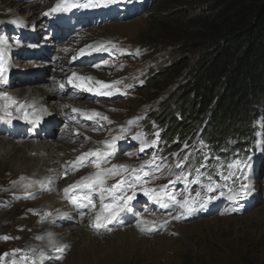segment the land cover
<instances>
[{
	"label": "rangeland",
	"instance_id": "rangeland-1",
	"mask_svg": "<svg viewBox=\"0 0 264 264\" xmlns=\"http://www.w3.org/2000/svg\"><path fill=\"white\" fill-rule=\"evenodd\" d=\"M143 1L133 0L128 5L141 6ZM59 2L60 0H41L39 2L36 0H0V49L3 56H9L11 67L17 73H14L8 80L11 88H18L27 95L35 94L33 89L38 86H50L54 91L56 78L53 74L59 71L63 75L70 74V67H73V62L78 60L73 61V56L77 51L85 49L88 45L99 46L101 44L108 49L92 53L89 62L82 66L78 64L76 68H81L80 73L84 76L89 74L94 78L93 83L87 84L94 90L100 88V85L95 83L97 80L113 85L110 89L112 95L94 94L91 96L86 90L77 88H71L68 92L64 88L62 91L59 90L58 94L49 93L53 94L56 101L61 102L72 101L74 99L72 97L79 93L80 97H83L80 98L83 107L95 110L107 117L111 123L101 120L99 117L96 120H88L85 119L86 116L79 115L77 121L73 123L75 127L84 125L83 120H88L90 123H87L89 124L87 127L81 126L82 131L85 129L87 138H82L78 146L75 142L76 137L71 141H63L60 136L61 130L58 128L63 123L60 117L61 111L43 110L42 116L54 115L51 116L54 120L51 126L53 132L49 134L51 140L55 143L58 141V145L62 144L72 148L58 154L59 156L56 155V157L65 162L89 151L96 149L103 151L105 150L103 141H111L113 137L121 135L123 138L118 141V153L103 167L123 164L129 168H138L144 161L149 160L153 153L167 158L164 161H157V163L171 166L177 162L173 154L184 149L180 160H184L185 155L189 156L186 167L182 170L173 168L172 172H191V178L200 179L201 183L206 185L208 175L216 170H222L223 173L219 179L216 182L213 181L215 191L211 194L219 196L220 200L222 198L223 205L219 209L215 207L216 205L200 209L181 220L171 218L180 211L178 206L170 205L172 208L169 207L164 211H159L161 208L159 205L156 206V211L143 209L139 205H147L150 202L149 198L143 194L144 187L160 190L161 185H167L170 179H176V176L165 168L163 174L154 173V175L160 176V179L146 178L149 179V182L135 189L136 197L131 202L133 220L131 223L123 225L118 218L116 223L121 225L113 227L108 224L109 227L99 228L97 232H94L93 228L89 226L92 224V218H85V215L88 214V210L94 211L99 208L98 196H93V201L97 206L87 208L86 213L81 215V219H78V224L77 221L61 224L59 220H53L47 214L49 207L53 204L50 205L45 200H48L47 197L53 194L61 197L57 191L63 192V189L68 185L99 171L95 165L82 167L69 176H65L63 173L64 177L62 175V178L54 183L56 191L51 188L49 183L35 182L32 170L25 173L10 172L15 169L14 164L7 162L9 161L7 156L3 154L4 152H0V237L10 238L0 239V254H8L5 261L0 264L263 263L264 102L261 101L258 104V110L262 117L253 124L255 130L250 136L251 139L248 137L242 141L247 145L245 147L250 168L238 174L239 181L234 184L230 183L231 180L226 182L223 179V176L228 174L227 165L234 160L230 159L233 157L232 151L225 162L223 158L214 157V148L209 143L202 141L200 137L201 130L196 135L182 138L173 135L169 139L168 136H165L167 138L165 139L163 138L165 127L160 126L157 120L159 116L165 114L168 106L174 105V102L169 100V96L188 73L198 54L196 47L200 44L199 40L188 35L180 26H173L168 23V20L164 21L159 17L170 15L176 17L178 21H183L185 16L200 8L199 0H152L145 11L143 10L135 16L126 14L121 17L115 14H110L108 17L104 15L89 17V15L97 10L108 13L111 9H116L119 6L118 2L120 5L124 3V0H113V3L102 7L74 8L73 12H80V15H88V17L80 18L74 35L70 39L62 41L63 48H60V44L50 34L51 26L49 23H45L44 19V13L49 12ZM72 2L87 3L88 0H72ZM101 2L103 3V0ZM160 10H164V12L161 13ZM34 13L37 16L35 19ZM49 13L45 18L54 14ZM13 21L18 23H13ZM31 41L35 42V48L32 50L36 52L38 49L40 54L29 52L31 49L28 47L32 46ZM5 42L7 48L4 47ZM113 44L116 46L115 48L112 47ZM13 50H16L14 54H12ZM89 50L92 51L90 48ZM59 59L63 63L60 65L62 67L65 65L66 68H69H67L68 70L53 67L55 63L60 62ZM97 64L100 65L99 68L93 66ZM170 67H174L170 74L175 75L170 76L171 78L168 80L163 74ZM29 70L34 72L31 74ZM117 81H119L118 84L115 83ZM5 92L13 99L7 100L0 97V102L4 100L5 106L6 104L7 106L14 105L13 101L18 103L22 99L18 94L8 93V90L0 85V93ZM58 95L61 98H58ZM43 96V99L48 102V106H51L53 98L46 94ZM73 102L76 103V101ZM64 107L68 106L64 105ZM7 112L11 113L10 117L5 115ZM24 114L25 110H21L19 115L11 110H0V117L11 119L10 124L12 125L18 120L22 123L29 121L27 117H30V112L26 117ZM138 117L141 119H137ZM130 120H133L134 124L129 125L127 122ZM75 127L73 130L77 129ZM21 128H23L21 131L24 134L27 127ZM157 131L160 133L157 146L148 148L141 153L139 141L133 140L132 137L142 133L144 138L150 142L155 138L154 133ZM69 132L71 133L70 130ZM30 133V131L25 133V136H29L28 138L23 136L19 138L17 135L13 141L16 143L24 140L30 141ZM1 137L4 136L0 131ZM38 141L46 142L43 138ZM236 141L230 140L227 144H223L234 146L235 155L241 152L235 147ZM185 144L188 145L186 149L184 148ZM226 150L224 148L222 151ZM128 153L132 155L129 156ZM205 153H210V159H205ZM33 155L36 156V154ZM201 165L204 167L201 168ZM221 165L224 167L221 168ZM197 168H201V176L197 175L195 171ZM22 170L24 169L20 171ZM147 170L151 171V169ZM244 173L251 176L248 183L252 185V189L243 199L234 201L230 199L229 188L238 190L240 183L244 181ZM116 179H109L107 184L116 183ZM166 191L175 193L177 200L181 201L185 197L195 198L197 191L204 194L198 184L189 183L185 190L184 182L169 185ZM30 193L34 198H25ZM127 195H132V191H128ZM219 202L217 201V203ZM65 205H68L69 209L77 210L71 204L65 203ZM210 208L212 212L202 216ZM141 216L154 217L156 224L145 227V231H141V228L137 230L136 225ZM166 221L167 223H165ZM161 225L163 226L161 227ZM71 226L76 229L69 236V243L63 242L57 246H46L50 239L59 237V232L67 234L66 229ZM153 228L154 230H148ZM137 231L142 235L137 234ZM57 248L63 250L57 252Z\"/></svg>",
	"mask_w": 264,
	"mask_h": 264
},
{
	"label": "trees",
	"instance_id": "trees-1",
	"mask_svg": "<svg viewBox=\"0 0 264 264\" xmlns=\"http://www.w3.org/2000/svg\"><path fill=\"white\" fill-rule=\"evenodd\" d=\"M199 2L200 8L183 21L159 17L180 26L200 44L188 73L169 96L174 105L157 120L165 127V139L201 130V139L215 153L224 155L220 152L224 148L236 151L223 144L237 140L235 147L247 156L242 141L253 134V124L262 117L258 104L264 102V0ZM173 69L167 68L163 76L170 79Z\"/></svg>",
	"mask_w": 264,
	"mask_h": 264
},
{
	"label": "snow or ice",
	"instance_id": "snow-or-ice-1",
	"mask_svg": "<svg viewBox=\"0 0 264 264\" xmlns=\"http://www.w3.org/2000/svg\"><path fill=\"white\" fill-rule=\"evenodd\" d=\"M113 3V0H88L87 3H78L72 2V0H60V2L53 7L50 12H67L73 8H95V7H102L108 6L109 4ZM49 12L44 13V15H49ZM13 23H18L17 21H13ZM113 48L116 46L113 44ZM86 48H91V52H87L85 49H81L78 53L79 56L91 55L93 52H101L107 51L108 49L105 48L102 44L99 46L88 45ZM74 57L73 59H76ZM94 67L99 68L100 65H93ZM4 66L2 58H0V83H4ZM75 78V79H74ZM91 77L85 78L78 76L77 73H73L72 76L68 78V83L73 87L80 90H86L90 93L98 94V95H112L113 93L110 91L113 85H109L102 81H95L96 84L100 85L99 89H93L89 87L86 80H91ZM119 83V81L115 82ZM65 87L64 84L60 85L61 90ZM107 89V90H105ZM0 97L6 98L7 100H12V97L8 96V94L0 93ZM15 103V101H13ZM7 107V105L5 106ZM19 110V109H18ZM43 111V110H41ZM73 112H80L79 109H73ZM6 116L10 117L11 113L7 112ZM28 114L25 113V116ZM82 115L86 116L88 120H96L99 117L101 120L108 121V118L102 116L99 113L92 112L90 115L82 113ZM137 119H141L138 117ZM40 118L36 120H29V123H39ZM0 122L4 123H11V119H5V117H0ZM111 123V121H108ZM129 125L134 124L133 120L127 122ZM155 138L152 139L150 142L144 138L142 133H138L137 135L133 136L132 139L139 141L140 148L139 151L143 153L148 148H155L159 143V136L160 133L157 131L154 133ZM123 136H116L113 137L111 141L105 140L102 143L105 146V150L96 149L94 151H89L87 153H83L80 157H77L76 162H70L72 167L66 168L64 175L67 176L69 172L78 171L82 167H87L89 165H95L99 171L89 176L82 177L79 181L68 185L63 189L64 197L68 200L77 210L84 209V208H95L97 205L93 201V196L96 195L99 198V208L100 210L95 214V221L94 227L99 228H106L108 224H111L118 220L120 215L123 212L129 211L132 207L131 202L136 197L135 189L142 184H147L150 178L152 180L160 179V176L154 175L155 172H160L163 174L164 169L167 168L169 172L176 176L175 180H169L167 185H161L160 190L151 189L144 187L143 194L149 198L150 202L158 204L160 207L164 209H168L170 205L178 206L180 211L171 217L175 220L184 219L187 216L194 214L199 209L206 207L207 204L211 203L215 196H209L208 193H214L215 188L213 186V177L208 175L206 177L208 183L202 184L200 179H193L191 172H172V169H184L187 165L189 160V156L185 155L184 160H180V155L183 154L184 149L181 150L179 153H174L173 156L176 158V163L174 165H166L162 163H157V161H164L167 158L162 156H157L155 153L152 154L151 158L147 161H144L138 168H129L127 165H111V167H103L110 162V160L118 153V141L122 139ZM203 143V142H201ZM188 147L185 144L184 148ZM127 155L131 156V153ZM205 159H210V153H205ZM94 158V159H90ZM204 167V165H201ZM221 168L224 166L221 165ZM250 168V162L242 161V160H233L231 163L227 165L228 174L223 176V179L227 182L228 180H232L233 183H237L239 181V177H235L234 170H241L243 172L244 169ZM151 169V171L147 170ZM198 176H201V168L195 169ZM217 175H222V173L217 170ZM119 177V179H116ZM109 179H116V183L111 185L107 184ZM251 180V176L247 173H244V181L240 183V188L238 190H234L229 188V192L231 193L230 199L232 200H240L243 199L252 189V185L248 183ZM180 182H184V188L187 190L188 184H198L201 186L203 190V196L200 191L196 192L195 198L185 197L182 201L177 200L176 194L172 192H167V188L169 185L177 184ZM132 191V195H127L128 191ZM25 198H34L33 194H28ZM83 215V213H80ZM171 215V213H169ZM167 223V221L165 222ZM163 225H161L162 227ZM110 231V229H108ZM141 231H145L143 227L140 229ZM148 230H154L148 229ZM0 239H10L9 237H0ZM62 248H57L56 251H62ZM7 253L0 254V262L5 261L7 257Z\"/></svg>",
	"mask_w": 264,
	"mask_h": 264
},
{
	"label": "bare ground",
	"instance_id": "bare-ground-1",
	"mask_svg": "<svg viewBox=\"0 0 264 264\" xmlns=\"http://www.w3.org/2000/svg\"><path fill=\"white\" fill-rule=\"evenodd\" d=\"M36 1L39 2L41 0H36ZM59 13L60 12H56V13H54L55 16L53 14L51 16H48L47 18H45L46 17V15H45L44 19H45V23H49V25H50V22L53 23L54 20L56 21L54 23V26H55L54 28H55V30H57V29L59 30L60 29V31L57 30V34H59V33L60 34L59 35H55L54 34V30H52L51 27H50V34L54 37V39L57 41V43L60 44V48H63V46L61 45L62 41H66L67 39H70L74 35V31H76V28L79 26L78 25L79 21L76 22L72 26L71 25H67L66 22H65L66 19L64 17L61 18V19L60 18H56V17H58ZM33 17H34V19L37 17L36 13L33 14ZM34 43H35L34 41H31V45L33 47L29 45L28 48L31 49L29 52H35L34 50H32L33 48H35ZM8 45L12 46L10 44H8ZM4 47L7 48V43L6 42L4 44ZM85 50L87 52H91V50H89V48L88 49L85 48ZM3 52H4V50H3ZM15 52H16V50H13L12 54H14ZM79 52H80V50L77 51L74 54V56H73V57H77L76 59H73V61L77 60V59L78 60L76 62L75 61L73 62L74 66L71 65L73 67H70V69H71L70 72H69L70 74L63 75V74L59 73L60 71L59 72H55V73L53 72L54 73L53 76H55V78H56V80H55L56 84L54 85L56 91L55 90L53 91L52 87H50V86H46V87L38 86V87H35L33 89L35 91L34 92L35 94L31 95L29 93L27 95L22 90L21 91L18 90V88H11L10 87L11 84L8 83V80L10 79V77H12L14 75V73H16V71H14V68L12 69V67H11L12 64L10 63L11 60H10L9 56H6V57L3 56L2 55V50L0 49V58H2V61H3V66H4L3 75H4V79H5V82L4 83H0V85L3 86L4 88H6L8 90V93H11L12 95L18 94L20 96V98L22 97L21 101H19L18 103H13L12 102L14 105H8L7 107H5V105H4V100L1 101L0 102L1 103L0 110H4V111L11 110V112H13V113L15 112V114L18 113V115H19V112L21 110H25V113H26V110H28L27 111L28 114L30 112V114H29L30 117H27L28 120H36L37 118H40L39 123H29L27 121H26L27 123L26 122L22 123V121L18 120V122H15L14 125H12V124H9V123L0 122V131L3 134V136H4L3 138L2 137L0 138V152H4L3 154H5L7 156L8 160H9L7 162H12L14 164L15 169L10 170V172H14L15 171L16 173H23V172L25 173V172H28L29 170H32L33 171V175H34L33 180L35 182L44 181L45 183H49L51 185L52 189H56L54 183L62 178V175H63V173H65L66 168L72 167V164L70 162H76L77 161V157H75V158H73L71 160H67L69 163L67 161L63 162V161H61L59 159V157H56V155L59 156L58 154L64 153V152H66V151H68V150H70L72 148H70L71 146L70 147H66V146H64L62 144L58 145L57 144L58 141H56V143H55V142H53L51 140V137L49 136V134L51 132H53V130H52L53 128L51 129V126L54 123V120L52 119L51 116H54V115H51V114L50 115H43V116H45V117H43L42 116V112L43 111H41V110H46L47 109V110H50L51 112H60L61 111V116L60 117L62 118L63 123L58 128V129L61 130L60 136H61V138H63V141H66V140H70L71 141V139L76 137L75 142L77 143L76 145H78V146L80 145L82 138H87V135L84 132L85 129L82 131L81 130V126L87 127V125H89V124H87L89 121L88 120H83L86 124L84 123V125H81L79 127L78 126L75 127L73 125L74 121H77L76 119H78V116L81 115L82 113L86 112L87 114L90 115L93 111L96 112L93 109H87L86 107H83V105L80 103V98H83V97H80L79 93L76 94L75 97H72V98H74V99H72V101H63V102L56 101V99L53 96V94L49 93V92H53V93L58 94V91L61 90V88H60L61 84L65 85L64 88H65V90L67 92L71 88H73L68 83V78L70 76H72V74L74 72L77 73V75L81 76V77H85V78L91 77L92 79L91 80H86L85 83H87V84L88 83L89 84L93 83L92 80H94V78L92 76H89V74H85V76H84V74L80 73L81 68H76L79 62H85V61L89 62V61H87V59L90 60L92 57H90V55L89 56H79L78 55ZM35 53L40 54V51L37 49V51ZM94 55L97 56L98 54H94ZM82 57H84V58H82ZM80 59H81V61H80ZM59 61H60L59 63H55L53 65L54 68H60V69L65 68V70L69 69L68 67H67L68 68L67 69L65 67V65H64V67H62L61 65H63V63H61L60 59H59ZM44 71L47 72V70H45V69H44ZM33 72L34 71L29 70V73H31V74ZM62 77H65L66 79L64 80V78L62 79ZM43 94H46L49 97L53 98L51 106H48V102H46L43 99V97H44ZM88 94L91 95V96H94V93L88 92ZM99 96H103V95H99ZM58 98H61V97L58 95ZM73 101H76V103H74ZM18 104H19V106H16ZM74 104L77 105L78 107L75 106ZM64 105H67L68 107H64ZM74 108L75 109H79L80 112H73ZM85 119H87V118L85 117ZM56 122H57V120H56ZM21 124H23V126H21ZM21 127H27V130H25L24 134L21 131L23 129ZM74 127L77 128V129L73 130ZM69 130L71 131V133L69 132ZM27 131L31 132L30 133L31 134L30 141H25L24 140V141H20L19 143H16V142L13 141L14 137L17 136V135H19L18 136L19 138L21 136H23L24 138H28L29 137L28 135L25 136V133H27ZM74 131L76 133H73ZM40 138L45 139L46 142H39L38 140ZM78 146L76 147V149L78 148ZM32 154H36V156H34V155L32 156ZM78 157H80V156H78ZM21 169H24V170L20 171ZM71 173H73V172H69V174L67 176L71 175ZM14 176H15V174H14ZM63 177H64V175H63ZM28 182H29V180H28ZM63 185H65V183H63ZM56 191H57V189H56ZM57 192H59L58 194L61 197H59L57 194H55V195L53 194L52 196H48L47 197L48 200H45L46 202H49L50 205L53 204L52 206L49 207V210H48L47 214H49V217H52L53 220H59L61 224L62 223L69 224L72 221H77V224H78L79 223L78 219H81V217H82L80 213L81 212L83 214L86 213L85 211L87 210V208L79 209V210H73L72 208H70V209L67 208L68 205H65V203H68V204H71V203L68 200L65 199L64 192H62V191H57ZM218 199H219V196H215V199H213L212 202L209 203V204L217 203ZM209 204H207V205H209ZM57 206H61V207H57ZM139 206H141L145 210L150 211V210H153V209L155 210L156 206H158V204L149 202L147 205L143 204V205H139ZM170 208H172V207L170 206ZM95 210L94 211L93 210H88L87 211L88 214L85 215V218H92V224L89 225V226H91V228H93L94 232H97L98 229L94 227V224L96 223L95 214H96V212H98L100 210V208H97ZM164 210H167V209H164L162 207L159 209V211H164ZM198 211H200V209ZM42 215H44V214H42ZM119 220L123 223V225L131 223V221H133L132 220L131 209L129 211L123 212L120 215ZM155 220L156 219L154 217H151V216H148V217L147 216H141L140 220L138 221V223L136 225L137 226V230H138V228H142V227L145 228V227H149L151 225L156 224ZM48 222H49V220H48ZM116 222H118V220L113 222V223H111L110 226L115 227V226L121 225L120 223H116ZM107 227H109V226L107 225ZM75 229L76 228L74 226H71V227H68L66 229L67 232H68L67 234H62L61 232H59L60 233L59 237H53L52 239H50L46 243V246L47 247L57 246V245H59V243H63V242L69 243V239H70L69 236L72 235V233H73V231ZM137 234L142 235L139 231H137Z\"/></svg>",
	"mask_w": 264,
	"mask_h": 264
}]
</instances>
